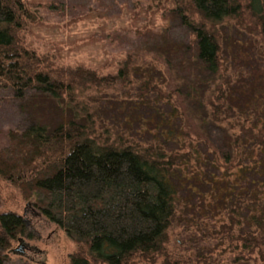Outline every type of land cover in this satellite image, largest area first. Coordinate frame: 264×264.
<instances>
[{
	"label": "trees",
	"instance_id": "obj_1",
	"mask_svg": "<svg viewBox=\"0 0 264 264\" xmlns=\"http://www.w3.org/2000/svg\"><path fill=\"white\" fill-rule=\"evenodd\" d=\"M165 2L168 16L189 34L179 50L191 74L172 78L168 93L152 86L172 109L152 125L159 133L155 142L143 144L97 135L88 106L76 94L125 86L134 51L114 72L82 64L56 67L51 56L21 44L29 4L0 0V87L17 89L20 98L25 90L55 100L67 96L72 114L51 130L34 125L10 131L9 145L0 149V178L77 244L71 264H132L137 256L151 264L160 257L161 264H193L192 257L174 256L167 246L179 208L191 205L196 213L178 220L222 246L217 257L211 243L197 250L199 264H264V75L248 90L236 86L224 64L221 31L250 20L247 28L264 42V0ZM170 56L165 61L173 73L178 63ZM25 227L18 211L0 213V264Z\"/></svg>",
	"mask_w": 264,
	"mask_h": 264
},
{
	"label": "rangeland",
	"instance_id": "obj_2",
	"mask_svg": "<svg viewBox=\"0 0 264 264\" xmlns=\"http://www.w3.org/2000/svg\"><path fill=\"white\" fill-rule=\"evenodd\" d=\"M23 1L29 4L32 15L19 32L21 44L38 55L51 56L56 67L82 64L114 72L127 52L134 51L136 57L129 83L123 87H93L83 93L77 90V99L88 106L97 135L111 136L114 140L123 136L143 144L154 141L159 133L152 125L158 121L159 113L167 119L172 106L166 97L159 101L158 91H153L152 86L157 84L168 93L172 78L182 81L191 74L184 62L186 54L179 50L189 34L178 19L168 16L165 8L168 3L165 0ZM249 24L250 20L244 24L233 21L221 30L224 64L236 86L243 90H248L254 79L264 75V42L247 28ZM146 28L152 31L147 32ZM168 52L172 63L175 60L178 63L173 65V73L165 61ZM19 95L17 89L0 87V149L9 145L10 131H24L34 125L51 130L71 118L67 96L55 100L31 90L23 92L24 98ZM164 139L160 135L159 142ZM0 197L3 202L0 213L18 211L26 219L20 243L27 248L23 253L15 252L20 243L14 242L4 264H71L69 255L77 250V244L59 225L32 202L26 203L21 191L2 178ZM205 200L210 201V196ZM195 202L200 205L201 199ZM195 213L193 205L179 208L167 246L174 256H189L193 264H199L197 250L205 251L211 243L208 248L217 257L222 246L217 241H206L197 227L190 230L188 223L178 220L179 216L189 219ZM201 230L207 227L201 226ZM162 260L160 257L154 264H161ZM132 264L151 263L137 256Z\"/></svg>",
	"mask_w": 264,
	"mask_h": 264
},
{
	"label": "water",
	"instance_id": "obj_3",
	"mask_svg": "<svg viewBox=\"0 0 264 264\" xmlns=\"http://www.w3.org/2000/svg\"><path fill=\"white\" fill-rule=\"evenodd\" d=\"M26 248L27 246L21 242L19 247L16 248L15 252L23 253Z\"/></svg>",
	"mask_w": 264,
	"mask_h": 264
}]
</instances>
